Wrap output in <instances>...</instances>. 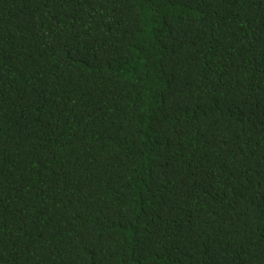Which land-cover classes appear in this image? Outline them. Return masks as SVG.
Instances as JSON below:
<instances>
[{"label": "trees", "instance_id": "obj_1", "mask_svg": "<svg viewBox=\"0 0 264 264\" xmlns=\"http://www.w3.org/2000/svg\"><path fill=\"white\" fill-rule=\"evenodd\" d=\"M0 264H264V0H0Z\"/></svg>", "mask_w": 264, "mask_h": 264}]
</instances>
